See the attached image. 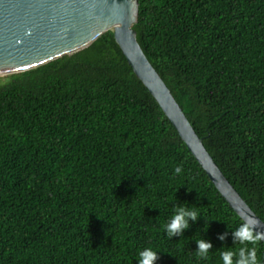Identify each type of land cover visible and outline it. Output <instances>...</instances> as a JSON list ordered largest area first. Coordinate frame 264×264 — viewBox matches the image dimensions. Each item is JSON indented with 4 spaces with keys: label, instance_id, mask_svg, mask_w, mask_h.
I'll return each mask as SVG.
<instances>
[{
    "label": "trees",
    "instance_id": "obj_1",
    "mask_svg": "<svg viewBox=\"0 0 264 264\" xmlns=\"http://www.w3.org/2000/svg\"><path fill=\"white\" fill-rule=\"evenodd\" d=\"M226 178L264 221V0H139L134 25ZM183 172L175 174V167ZM201 215L171 239L174 207ZM244 220L109 30L0 76V264H222ZM225 235V239L219 236ZM213 248L196 256V240ZM235 243V244H234ZM264 264V241L257 246Z\"/></svg>",
    "mask_w": 264,
    "mask_h": 264
},
{
    "label": "water",
    "instance_id": "obj_2",
    "mask_svg": "<svg viewBox=\"0 0 264 264\" xmlns=\"http://www.w3.org/2000/svg\"><path fill=\"white\" fill-rule=\"evenodd\" d=\"M139 0H0V75L25 71L91 45L112 30L135 74L160 104L198 162L237 214L264 221L209 153L166 82L142 49L134 25Z\"/></svg>",
    "mask_w": 264,
    "mask_h": 264
},
{
    "label": "clouds",
    "instance_id": "obj_3",
    "mask_svg": "<svg viewBox=\"0 0 264 264\" xmlns=\"http://www.w3.org/2000/svg\"><path fill=\"white\" fill-rule=\"evenodd\" d=\"M175 174L183 172L182 166L175 167ZM201 214L193 208L184 205L174 207L171 220L165 225L166 235L171 239L176 235H182L189 228V221H196ZM259 221L253 217L246 218L233 232L235 243L241 245L237 250H225L220 253L222 264H260L257 256V245L264 241V231H256ZM226 234L219 236L224 240ZM196 256L198 259H208L209 252L213 248L206 239L196 240ZM234 243V244H235ZM158 260L157 250L151 247L144 248L139 252L138 264H156Z\"/></svg>",
    "mask_w": 264,
    "mask_h": 264
},
{
    "label": "rangeland",
    "instance_id": "obj_4",
    "mask_svg": "<svg viewBox=\"0 0 264 264\" xmlns=\"http://www.w3.org/2000/svg\"><path fill=\"white\" fill-rule=\"evenodd\" d=\"M5 75H7V74H1L0 76H5Z\"/></svg>",
    "mask_w": 264,
    "mask_h": 264
}]
</instances>
